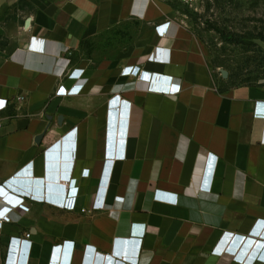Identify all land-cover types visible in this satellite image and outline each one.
<instances>
[{
    "label": "crops",
    "instance_id": "0c3cea01",
    "mask_svg": "<svg viewBox=\"0 0 264 264\" xmlns=\"http://www.w3.org/2000/svg\"><path fill=\"white\" fill-rule=\"evenodd\" d=\"M175 12L163 0H0V31L12 28L0 47V264L23 238L27 264H240L233 255L253 249L247 262L264 264V81L230 84ZM137 28L148 38L132 44ZM161 49L165 61L151 59ZM126 66L160 86L174 78L172 93ZM72 180L73 210L39 198H62Z\"/></svg>",
    "mask_w": 264,
    "mask_h": 264
},
{
    "label": "rangeland",
    "instance_id": "374dc122",
    "mask_svg": "<svg viewBox=\"0 0 264 264\" xmlns=\"http://www.w3.org/2000/svg\"><path fill=\"white\" fill-rule=\"evenodd\" d=\"M169 4L175 9L176 17L205 46L210 67L225 70L230 84L264 80V0H195L191 4ZM5 26L11 27V22L8 20ZM11 31L12 28H7L5 32ZM6 33L0 31V47H5ZM234 37L241 41L225 40ZM147 38L146 29L132 30V44Z\"/></svg>",
    "mask_w": 264,
    "mask_h": 264
},
{
    "label": "built area",
    "instance_id": "2783aa9c",
    "mask_svg": "<svg viewBox=\"0 0 264 264\" xmlns=\"http://www.w3.org/2000/svg\"><path fill=\"white\" fill-rule=\"evenodd\" d=\"M163 1H167V2H178L180 4H191L192 2H194L195 0H163ZM155 29L157 30V32L164 36L167 34V29H168V25L167 23H163V24H160V25H157L155 27ZM157 52H160V57H158L157 59L160 60V61H165V49H161L159 51H156ZM153 58V57H151ZM122 74L123 75H127V76H134L136 77L138 80H141V81H145V82H148V90L150 91H153V92H158V93H161V94H170L172 93V84L174 82V78H167V79H160L159 81H163V80H166L167 81V84L166 86H160L159 84L155 83V80L153 78V81H149L150 80V77L140 71L139 67L138 66H126L125 68H123L122 70ZM150 82V83H149ZM81 90V87H72L70 89H68L67 91V94L69 95H74V94H77L79 93ZM73 130H71L69 133H71ZM69 139H73V137L69 136L68 137ZM114 161V160H112ZM26 170V169H25ZM88 172L85 170V173L84 175H87ZM63 178L70 180L69 176L66 175V174H63L62 176ZM72 184L70 185V188H69V193L68 194H64L62 198H54L52 196H49V192H47L48 194L46 196L44 195H41V197L39 198H42V200H44L45 202H48L50 204H53L55 206H58L60 208H66V209H69V210H73L75 208V201H76V198H77V187L74 186L75 184V180H72L70 181ZM7 186L11 187L10 184L6 183ZM65 186H68V182L64 184ZM23 197H26V198H35L37 199V195L36 194H30L28 192H23V191H19ZM176 196V195H174ZM176 201V200H175ZM174 201V203H175ZM4 221H9V217L8 216H3L2 219L0 220V226L1 224L4 222ZM260 224L261 225V228L258 230V232L260 233V235H264V221H260L257 223V225ZM29 236V235H27ZM244 238V237H243ZM26 240V241H25ZM30 240L28 241V239H25L23 238L22 240H19L17 241L16 243V255L18 253V248L22 246V251L23 253L26 252L28 250V244H29ZM225 248H218V249H215L214 250V253L220 255V254H223L225 253ZM254 249L249 252H246V253H250L248 256L247 254L245 253L243 256L241 255H233V258L239 262L240 264H246L248 263V258L252 255ZM235 253V252H234ZM259 259H264V255H261L259 252H257L255 254V260H259ZM15 264V262H14Z\"/></svg>",
    "mask_w": 264,
    "mask_h": 264
},
{
    "label": "clouds",
    "instance_id": "9594fccd",
    "mask_svg": "<svg viewBox=\"0 0 264 264\" xmlns=\"http://www.w3.org/2000/svg\"><path fill=\"white\" fill-rule=\"evenodd\" d=\"M151 59H153L154 61H156V62H159L160 60H158L157 59V57H154V58H151ZM161 62H163V61H161ZM69 181V180H68ZM72 183L71 182H69V186L71 185ZM69 193V192H68ZM67 193V194H68ZM30 244V243H29ZM28 244V250L26 251V252H24V253H22L21 252V256H18L17 257V255H15V259H14V262H15V264H18V261L20 260V264H27V261H28V258H29V253H30V246H31V244L29 245ZM20 251H19V249H18V253H19ZM17 253V254H18ZM257 261H261V262H263L264 263V259H259V260H257ZM81 264H85V254H84V256H83V258H82V262H81ZM246 264H249V263H246Z\"/></svg>",
    "mask_w": 264,
    "mask_h": 264
},
{
    "label": "trees",
    "instance_id": "16d2710c",
    "mask_svg": "<svg viewBox=\"0 0 264 264\" xmlns=\"http://www.w3.org/2000/svg\"><path fill=\"white\" fill-rule=\"evenodd\" d=\"M226 41L228 42H236V43H239L241 40L239 38H225Z\"/></svg>",
    "mask_w": 264,
    "mask_h": 264
},
{
    "label": "water",
    "instance_id": "95a60500",
    "mask_svg": "<svg viewBox=\"0 0 264 264\" xmlns=\"http://www.w3.org/2000/svg\"><path fill=\"white\" fill-rule=\"evenodd\" d=\"M220 72H221V74H222V76H223L224 78L227 77V72H226L225 70H220ZM263 81H264V80H263Z\"/></svg>",
    "mask_w": 264,
    "mask_h": 264
}]
</instances>
